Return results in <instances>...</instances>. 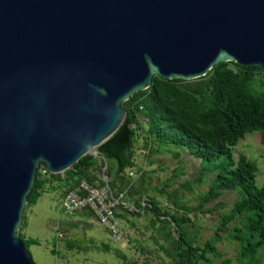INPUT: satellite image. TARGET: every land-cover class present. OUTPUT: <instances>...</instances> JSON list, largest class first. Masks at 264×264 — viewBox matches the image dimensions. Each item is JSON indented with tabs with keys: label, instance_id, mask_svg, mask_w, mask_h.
I'll return each mask as SVG.
<instances>
[{
	"label": "water",
	"instance_id": "95a60500",
	"mask_svg": "<svg viewBox=\"0 0 264 264\" xmlns=\"http://www.w3.org/2000/svg\"><path fill=\"white\" fill-rule=\"evenodd\" d=\"M227 62L264 66V0H0V264H34L22 225L37 170L104 160L121 104L154 76Z\"/></svg>",
	"mask_w": 264,
	"mask_h": 264
},
{
	"label": "trees",
	"instance_id": "16d2710c",
	"mask_svg": "<svg viewBox=\"0 0 264 264\" xmlns=\"http://www.w3.org/2000/svg\"><path fill=\"white\" fill-rule=\"evenodd\" d=\"M263 70L264 66L244 67L227 62L214 65L196 80H165L154 76L149 88L121 104L125 112L123 122L98 147L107 166L104 176L109 179L114 197L132 194L134 189L124 173L135 166L132 149L142 116L147 118L149 135L153 136L148 147L154 144L175 150L170 155L178 165L168 183L177 179L181 171L180 151L200 161L199 173L192 182H184L182 189L190 191L192 184L202 183L207 175L213 177L196 206H177L180 215L162 211L154 199H149L145 206L140 204V198L134 202L138 214L153 215L150 224L156 232L155 244L172 264H214L215 259L221 260V264H233L217 250L213 241L207 240L199 246L196 244L198 234L189 231L192 226L189 215L202 212L206 205L218 201L227 191H236L238 198L228 212L219 214L215 235H227L238 245V264H259L260 251L264 253V185H256L257 164L243 154L235 160L232 149L251 133H258L264 144V91L258 92L253 87L256 73ZM103 165L97 158L86 155L62 176L46 171L49 177L45 178L40 173L44 169L37 170L29 207L37 204L50 180L67 184L66 193L76 189L81 181L95 187L105 186L104 180L95 173ZM140 176L143 177V173ZM215 207L221 208V205L217 202ZM120 208L116 209L119 219L123 218L117 212ZM22 242L27 251L38 244L23 235ZM67 246L75 248L71 244Z\"/></svg>",
	"mask_w": 264,
	"mask_h": 264
},
{
	"label": "rangeland",
	"instance_id": "374dc122",
	"mask_svg": "<svg viewBox=\"0 0 264 264\" xmlns=\"http://www.w3.org/2000/svg\"><path fill=\"white\" fill-rule=\"evenodd\" d=\"M253 87L258 92L264 91V70L256 73ZM149 132V122L142 116L139 127L136 128L132 149L138 171L133 176L124 173V177L133 181L134 186L132 194L126 193L125 196L130 210L120 208L117 211L123 216L118 218L119 227L123 231L122 239L112 242L105 227L89 212L65 214L61 199L65 196L68 185L50 180L37 204L28 207L23 221L25 227L22 226L23 237L38 242L28 250L34 264H172L155 244L156 232L150 224L153 215L138 214L134 202L138 198L142 203L154 199L162 211L180 215L177 206H196L213 177L207 175L202 183L192 184L190 191L182 189L184 182H192L199 173L200 161L186 151H180L181 171L177 179L168 183L167 180L178 165L177 160L170 155L175 150L154 144L148 147L149 139L153 138ZM232 151L235 160L243 154L257 164L256 185L263 186L264 144L261 143L259 134H247ZM97 159L104 165L95 173L103 180L106 162L101 158ZM141 170L143 177L139 174ZM40 173L45 178L49 177L42 170ZM237 198L236 191L223 192L218 201L206 205L202 212L189 215L192 224L189 231L198 234L196 244L202 246L207 240L213 241L217 250L231 259L233 264H238V245L227 235L219 233L216 236L215 230L219 214L228 212ZM217 202L221 208L215 207ZM67 244L74 245L75 248L69 249ZM120 256L125 259L122 260ZM214 264H221V260L215 259ZM259 264H264L263 250L259 254Z\"/></svg>",
	"mask_w": 264,
	"mask_h": 264
},
{
	"label": "built area",
	"instance_id": "2783aa9c",
	"mask_svg": "<svg viewBox=\"0 0 264 264\" xmlns=\"http://www.w3.org/2000/svg\"><path fill=\"white\" fill-rule=\"evenodd\" d=\"M46 174V170H42ZM123 194L112 196L106 186L95 187L86 181H81L76 189L69 191L61 199V207L65 214L89 212L102 224L112 242H118L123 237L119 227L116 209L121 206Z\"/></svg>",
	"mask_w": 264,
	"mask_h": 264
},
{
	"label": "crops",
	"instance_id": "0c3cea01",
	"mask_svg": "<svg viewBox=\"0 0 264 264\" xmlns=\"http://www.w3.org/2000/svg\"><path fill=\"white\" fill-rule=\"evenodd\" d=\"M134 164H135V161H134ZM137 169H138V168H137V166H136V164H135V166H134L132 169H128V172H127V170H126L125 172L128 173V175L133 176L134 172L138 171ZM141 173H143L142 170L140 171L139 174H141ZM139 174H138V175H139ZM129 179H130V178H129ZM132 184H133V181H132ZM125 196H126V193H123V198H122V200H121V208H122V209H123V208H127L128 210H130V205L128 204V202H126V200H125V199H126ZM140 204H141L142 206H145V205H146V203H142V202H140Z\"/></svg>",
	"mask_w": 264,
	"mask_h": 264
}]
</instances>
